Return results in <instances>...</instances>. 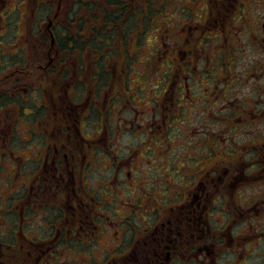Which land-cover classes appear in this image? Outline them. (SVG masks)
Segmentation results:
<instances>
[{"label":"flooded vegetation","instance_id":"af4514ba","mask_svg":"<svg viewBox=\"0 0 264 264\" xmlns=\"http://www.w3.org/2000/svg\"><path fill=\"white\" fill-rule=\"evenodd\" d=\"M183 1L176 8L191 12L161 43L171 68L165 62L156 83L129 77L123 94L116 62L98 82L93 59L76 75L60 46L74 2L64 10V0H0V96L19 86L21 105L32 90L39 114L27 127L25 106L21 117L19 108L0 109V157L32 149L20 155L18 174L14 164L0 171V264H264V0ZM138 98L147 111L134 107ZM127 106L133 114L118 119L138 124L124 130L131 160L109 146L107 126ZM188 108L199 118L189 133L210 132L213 152L203 154L202 143L184 149L183 166L172 168L175 148L156 144V154L142 145L171 136ZM54 117L60 124L49 133ZM19 127L29 130L28 144ZM106 188L130 191L138 222L105 212Z\"/></svg>","mask_w":264,"mask_h":264},{"label":"trees","instance_id":"16d2710c","mask_svg":"<svg viewBox=\"0 0 264 264\" xmlns=\"http://www.w3.org/2000/svg\"><path fill=\"white\" fill-rule=\"evenodd\" d=\"M167 7L168 0H74L72 12L75 19L73 18L71 25L64 29L58 41L60 46L75 58L76 75L85 73L84 61L90 57L96 62L97 71L100 72L97 74V71H93V75L96 76L98 82H105V79L109 80L110 76L108 68L112 69L107 67L108 62H116L119 66V74L124 78V81L120 83V89L125 94L128 91V86L125 83L129 82V77L133 75L132 70L136 69L134 68L137 60L136 52L145 45L147 37L155 35L158 42L156 41L157 43L154 44L153 48L154 51H152V67L150 66V60L148 61L150 69L148 75L146 74V78L154 75V69L155 75L159 74L164 68L163 66H167L165 62L171 68V64L167 62L164 56V47L161 45L162 41H167L164 39L166 31L160 30L161 28L158 25L160 20L168 17ZM189 8L190 6L181 8L180 12L184 13ZM175 9L179 11V8L175 7ZM179 20L175 23L177 24ZM149 56L151 57V52ZM172 61L175 65L178 61L180 62L178 58ZM204 66V63L199 64V70H201L200 67ZM147 69L148 67L146 66V71ZM77 82L81 85L82 78L78 79ZM18 87L11 88L9 86L11 90L4 92L0 96V109L8 107L14 111V109L19 108V116L21 117L24 116L21 106H25L29 110V112H26L27 120L30 121L28 125H31L32 121H35L39 115L38 108H36V104L32 100L35 93L32 90L29 91L28 93L31 96H28L27 101H22L20 105L18 103L21 101L19 93L22 91ZM226 112L227 108L224 107L218 109L215 114L221 116L226 114ZM196 126L197 124L191 129L195 130ZM173 127L176 128L172 130L171 136L167 139L154 137L153 139L149 138V140H152L157 145H162L164 142V146H171L175 142L174 140L185 137L187 143L183 146L182 144L176 146V150L183 151L185 148L182 147L188 146L189 151H194L202 143L203 154H212L213 151L210 150L212 146L210 143L212 141L210 132H203L201 136L196 132L190 134L191 129L183 130L178 127L177 122L173 123ZM219 131L220 135L221 130ZM215 141L217 142L216 146H221L222 138H218Z\"/></svg>","mask_w":264,"mask_h":264},{"label":"rangeland","instance_id":"374dc122","mask_svg":"<svg viewBox=\"0 0 264 264\" xmlns=\"http://www.w3.org/2000/svg\"><path fill=\"white\" fill-rule=\"evenodd\" d=\"M182 1L183 0H169V2H168L169 3V6H168V17L166 19H163V20L159 21L158 25L161 28L160 30H164L165 31V30L169 29V26L176 24L175 22H177L181 18V12H180L181 9H180V11H178L177 9H175V7L177 5L181 6ZM73 2H74V0H64L63 9L65 10L66 7H71ZM67 3H68V5L66 6ZM199 6L202 7L203 5L199 4ZM64 10L61 11V13L59 15V19H61L62 15L64 13ZM170 10H172V11H170ZM171 16H172V19H175V20L172 21L170 19ZM161 18H162V16H161ZM156 41H157V37L155 35L147 37V40L145 39L146 48H145V45H144L141 48V50L136 52V59L137 60H136L135 65H134V68H136V71L133 72L132 80L136 81L137 79H140V84L146 83V79H144V78H146V74H148V71H146V66L149 67V68H150V66L152 67V58L149 61L151 63L150 66H149V62H145L146 57L149 55V49L151 48V47H148V45L151 46ZM160 78H162V77L159 74L155 75V69H154V75H152V77L148 78V82L149 83H156ZM134 107L140 109V111H142V110H144V111L146 110L147 111V108L149 107L148 100L147 99L138 98L137 101L134 103ZM127 109H128V106H127V108H122L118 113H116L117 117H114V119L112 121H117V122L112 123V121H111V122H109L110 124H107V126H108V129H109V132H110L109 139L111 141L109 146L112 147V148L116 147L115 149L123 148V149L120 150V152L124 153V156H125L126 159L131 160L134 157L135 154L130 155L129 154L130 151H127L126 148L129 147V146L131 147V143L133 141V136L131 135V137H130L129 133L125 134L124 130L125 131L129 130V129L131 130V128L133 130L134 127L137 128L138 124L135 123L134 125H132V124H130L129 121H125V120L123 121V120H119L118 119L119 115L122 116V114H123L125 117H130L133 114V112H134L133 108H130V111L127 110ZM101 110L104 111V107H101ZM26 111L29 112L28 109H26ZM186 112H187V115L190 116V118H187L186 121L184 122V124H182V125L178 124V127L182 128L183 130L193 128L195 126V124H196V122H195L196 117L198 118V113L196 114V113L193 112V116L190 114V112H191L190 108H188L186 110ZM140 114L143 115V113H140ZM132 118L133 117H131V119ZM198 120H199V118H198ZM59 121H60L59 119L56 120L55 117L53 118V120H52L53 124L49 128V130H50L49 133H52L54 131V127L60 124ZM27 127H31V126L27 125ZM175 128L172 126V128L170 130L172 131ZM18 130L20 132V136H21V139H22L23 142H26V140H23V138L30 139L31 135L29 134V130H25L23 127H19ZM110 130H113V132H116V136H113V134L111 133ZM121 130H123V132H121ZM134 131H135V129H134ZM139 133H141V132H139ZM139 133L136 134L137 137H140L141 135H145V134H139ZM115 137H118V138L114 139ZM131 138H132V141H128L127 142V139L131 140ZM174 141L175 142L173 144H171V146H169V147L175 148L176 146H180L181 144L183 146V145H185L187 143V140H186L185 137L183 139H176ZM147 145L153 147L155 149L156 154L158 153L157 146H156L155 143L147 142L145 145H142V146L145 147ZM182 148L187 149L188 146L182 147ZM183 152H186V151H179L178 149L177 150L175 149V152L172 153V156L176 157V158H174L175 162H173V165L171 166L172 168L177 167V166H179V167L183 166V162H184V159H185V157H183V155H181V153H183ZM16 155H19V157L17 159L16 158H11V155H9L10 159H5V160H3V158L0 157V168H1L0 171L2 172V174H4V172L6 170H8V169L12 170V164H14V166L17 168L15 173L18 174L19 173L18 164H20V155L24 156V158L31 157L32 156L31 146L28 144V146H26L25 148L21 149L20 152L16 153ZM140 157H142V155H139L138 158H140ZM146 160H149V159L146 158ZM1 162H4V164L2 165ZM141 162H142V160H141ZM164 164H168V163L167 162L160 163L159 166L160 167L161 166L162 167L165 166V168H167L168 165H164ZM151 166H152V164H151ZM148 168H149V165L147 167L145 166V170H147ZM164 170L165 169H161V172H164ZM141 172H144V170H142ZM152 173L155 174L154 172H152ZM104 175L107 178H111V172H109V171H107L106 173L104 172ZM105 176H104V180L106 179ZM157 177L158 176L156 175V178ZM141 178H143L144 181H150V182L153 179L150 176V174H147V175L144 174ZM144 178H146L147 180L144 179ZM158 179L160 180L161 177L159 176ZM99 180H103V178L101 177ZM99 180H97V181H99ZM97 181H94V180L91 179V184L98 185L99 183H97ZM107 182L108 181H106V183ZM129 182L130 181H128V183ZM10 190L12 191L13 189L11 188ZM102 190H105V189L103 188ZM106 190H108V194L103 195V197H102L103 199H105V201L107 203L106 208L104 209L105 212H108V213H114L115 212L116 216L119 214L120 218H123L124 220L128 219L129 221H131L133 219L136 222L139 221L138 217L141 218L142 217L141 215L138 214V216H135V215L132 216V215L129 214V212L131 210L130 203L133 200V198H131L132 194L130 193L129 190H126V189L120 190L119 189L117 191V195L116 194H112L110 192L109 188H106ZM127 215H128V217H127ZM107 222H109V220H107Z\"/></svg>","mask_w":264,"mask_h":264}]
</instances>
